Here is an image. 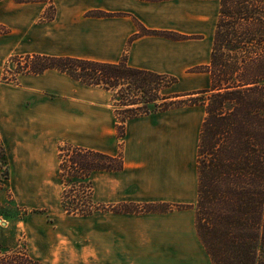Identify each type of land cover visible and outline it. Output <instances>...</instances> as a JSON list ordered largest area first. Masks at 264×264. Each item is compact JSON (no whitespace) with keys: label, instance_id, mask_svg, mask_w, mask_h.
<instances>
[{"label":"crops","instance_id":"crops-1","mask_svg":"<svg viewBox=\"0 0 264 264\" xmlns=\"http://www.w3.org/2000/svg\"><path fill=\"white\" fill-rule=\"evenodd\" d=\"M51 8L54 19L48 20ZM219 12V0H0V25L10 30L0 34V56L108 64L126 58L133 69L175 79L174 86H181L176 94L188 95L211 87L209 73L194 70L210 65ZM12 86H0V134L31 163V177H48L59 146L70 144L111 157L122 154L121 171L92 174L94 203L184 206L166 214L97 213L84 219L91 222L92 257H204L195 211L204 106L129 120L120 145L111 92L85 87L54 70L21 76ZM93 91L102 92L103 99ZM66 253L60 250L58 264L80 263L68 261Z\"/></svg>","mask_w":264,"mask_h":264},{"label":"trees","instance_id":"trees-1","mask_svg":"<svg viewBox=\"0 0 264 264\" xmlns=\"http://www.w3.org/2000/svg\"><path fill=\"white\" fill-rule=\"evenodd\" d=\"M42 1L47 0L31 2ZM219 1V21L210 65L205 71L211 79L208 90L161 96L164 88L177 81L133 69L126 58L118 64H108L70 57H13L10 63H17L19 70L14 79H3L8 83L15 81L19 73L39 76L54 70L85 87L111 92L113 104L123 108L117 111L123 139L129 120L176 108L204 106L198 149L197 235L212 264H264V0ZM47 19H54V14ZM185 97L188 99L173 101ZM2 159L7 162L5 152ZM58 159L64 187L62 210L78 216L102 211L95 210L92 200V174L121 171L122 154L111 157L65 144L59 147ZM133 206L138 210L120 205L117 211L136 215L173 211L169 204H147L146 210ZM176 208L183 210L184 206ZM0 217L16 218L10 209L1 206ZM0 264L40 263L22 254L0 260Z\"/></svg>","mask_w":264,"mask_h":264},{"label":"rangeland","instance_id":"rangeland-1","mask_svg":"<svg viewBox=\"0 0 264 264\" xmlns=\"http://www.w3.org/2000/svg\"><path fill=\"white\" fill-rule=\"evenodd\" d=\"M17 1L31 2L37 0ZM53 11L50 10V12H48V16L55 14ZM9 32V27L0 25V34L7 36ZM25 56L30 55L13 54L7 57L3 54L0 56V86H7L9 89H14L16 87L12 85H16L19 77L31 76L26 74L22 75L19 73L20 75L16 74L17 77L15 81L8 83H6V81L3 79L4 77H7L9 80L14 79V73L19 70L17 63H10L11 58ZM205 71L206 68H198L194 70V72ZM74 85L76 88L81 89L76 84ZM179 89H181V86H168L161 91V96H179L181 94H176ZM57 90L59 89H54V91ZM92 93L94 97L98 96L100 101L104 97L102 92L93 91ZM51 94L52 98H55V94ZM186 99L188 98L185 97L173 101ZM118 102L119 99H117V103ZM111 106L115 111L116 121H118L117 111H122L123 108L115 106L113 103H111ZM120 124L121 123L118 121L116 128L120 145H122V134L121 131L118 130ZM10 140H12L11 142H13V144H16L13 138H10ZM9 146L10 145L8 141L2 138L0 134V206L10 209V213L16 217L15 219H6L5 217H0L1 261L18 258L22 254H27L28 257L34 261H38L37 258H39L46 260L47 262L45 263L48 264H58L60 257L58 254L60 250H62L64 253L68 252V254H65L67 257L64 256L68 261H74V259H78L77 261L80 260L79 264H106V262H108V264L109 262L111 264H212L205 249L204 257L196 259H191L188 257H172L169 253L166 257H130L128 259H123L122 261L117 259L92 257L91 255L93 253L91 250L90 241L91 222L89 219L84 220L90 216L67 215L62 210L61 198L64 187L60 183L59 178V159L56 157L53 160V166L48 177L45 179L33 178L29 174V169H31L29 166L31 163L29 165V161H24L18 156L17 146L13 145L14 148H10ZM58 150L56 155H59ZM4 152L7 153V162L5 163L2 159ZM32 158L33 157H31V159ZM43 165L45 166L44 163ZM39 166L42 168V165ZM44 169H46V167H44ZM126 205L130 211L138 210L137 206L134 207L133 205H138L140 210H146L147 208V204L129 203ZM94 206L96 207V211L97 208L102 209V211L97 212L101 215L123 214L120 213V211H117L119 209L117 205L115 206L112 204L105 205L94 203ZM172 207L173 211L178 210L176 208L177 206ZM147 214L148 213H142L138 215ZM77 219H79V222ZM61 232H63V234L66 232V234L62 235ZM60 234L61 238L59 237ZM99 244L101 245L102 242ZM149 245L150 243L148 242L147 247L148 250L151 251ZM141 253L144 252L142 251ZM39 263L44 264L41 261Z\"/></svg>","mask_w":264,"mask_h":264}]
</instances>
